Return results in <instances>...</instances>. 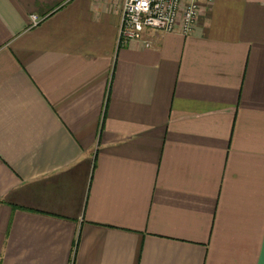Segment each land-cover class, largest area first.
Returning a JSON list of instances; mask_svg holds the SVG:
<instances>
[{"label":"crops","instance_id":"obj_1","mask_svg":"<svg viewBox=\"0 0 264 264\" xmlns=\"http://www.w3.org/2000/svg\"><path fill=\"white\" fill-rule=\"evenodd\" d=\"M198 2L0 0V264H264V0Z\"/></svg>","mask_w":264,"mask_h":264},{"label":"built area","instance_id":"obj_2","mask_svg":"<svg viewBox=\"0 0 264 264\" xmlns=\"http://www.w3.org/2000/svg\"><path fill=\"white\" fill-rule=\"evenodd\" d=\"M199 11L198 0H123L118 41L142 40L144 29L174 31L180 19V30L189 33L196 23ZM32 24L38 22L36 15H31ZM148 46V42L144 41Z\"/></svg>","mask_w":264,"mask_h":264}]
</instances>
